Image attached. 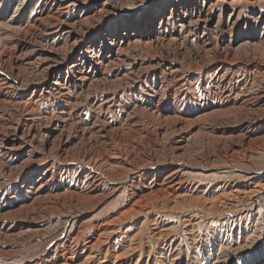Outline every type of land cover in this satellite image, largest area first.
<instances>
[{
	"label": "rangeland",
	"instance_id": "obj_1",
	"mask_svg": "<svg viewBox=\"0 0 264 264\" xmlns=\"http://www.w3.org/2000/svg\"><path fill=\"white\" fill-rule=\"evenodd\" d=\"M0 264H264V0H0Z\"/></svg>",
	"mask_w": 264,
	"mask_h": 264
},
{
	"label": "bare ground",
	"instance_id": "obj_2",
	"mask_svg": "<svg viewBox=\"0 0 264 264\" xmlns=\"http://www.w3.org/2000/svg\"><path fill=\"white\" fill-rule=\"evenodd\" d=\"M186 173H187V172H186ZM169 182H171V180H170ZM170 184H171L170 189H175V188H176L177 191L180 190V186H181V185H180L179 182H175V180H172V182H171ZM233 189H234V188H233ZM258 190H259V189H258ZM173 191H174V190H173ZM232 191H233V190H232ZM255 191H256V189H255ZM255 191H254V189H253V192H250V191L248 190L249 193H246L245 196L248 197V198H249L250 196H251V197H254V196H253V193H254ZM229 192H230V191H229ZM234 192H235V190L233 191V195H234ZM162 193H163L162 191H161L160 193H158L159 195L161 194V198H160V199H159V198H156V201L158 200V201L160 202V204L167 202V200H168V199L170 198V196H171V195H169V193H167V191H164V195H162ZM244 193H245V192H244ZM158 194L156 193V195H158ZM225 194H226V193H225ZM239 195H240V194H239ZM220 196H221V195H220ZM181 197H182V196H181ZM223 197H224V195H223ZM223 197H222V198H223ZM232 197H233V196H232ZM232 197H231V198H232ZM227 198H228V197H227ZM234 198H235V197H234ZM237 198H238V195H237ZM235 199H236V198H235ZM229 200H230V199H229ZM174 201H175V200H174ZM239 201H240V200H239ZM243 201H244V200H243ZM254 201H255V200H254ZM141 202H142V201H141ZM151 202H152V203H150V204L147 203V204H145V205H144V204H141L140 202H137V204H138V205H141V206H140L141 209H143V210H144V209H147V211H148V210H151V209H153V208H157V203H158V202H157V203L154 202V201H151ZM175 202H176V201H175ZM233 202H234V201H233ZM251 203H252V202H251ZM137 204H136V205H137ZM230 204H231V203H230ZM159 206H160V205H159ZM162 206H163V204H162ZM162 206H161V208H162ZM229 206H230V205H229ZM229 206H228V207H229ZM231 206H232V205H231ZM225 207H226V206H225ZM231 208H232V207H231ZM204 209H205V208H204ZM208 209H209V208H208ZM227 210H229V209H227ZM144 211H145V210H144ZM133 212H134V211H133ZM143 213H145V212H143ZM188 222H189L190 224L192 223V221H188ZM195 224H196V222H195ZM112 232H113V231H112ZM112 232H111V233H112ZM114 232H115V231H114ZM114 232H113V233H114ZM111 233H108V234L106 233V234H104V236H105V235L108 236V235L111 234ZM102 236H103V235H101V237H102ZM160 237H161V236H160ZM165 237H166V236H165ZM104 238H105V237H103V239H104ZM106 238H107V237H106ZM101 241H102V240H101ZM101 241H100V242H101ZM105 241H106V240H105ZM100 242H99V243H100ZM103 242H104V241H103ZM104 243H105V242H104ZM100 246H101V245H100ZM134 250H135V249H134ZM93 251H94V250H93ZM67 255H68V254H67ZM109 255H110V254H109ZM91 257H93V256H91ZM89 259H90V258H89ZM119 259H120V258H119ZM84 261H85V260H84ZM91 261H92V260H91ZM87 263H89V261H88ZM104 263H105V262H104Z\"/></svg>",
	"mask_w": 264,
	"mask_h": 264
}]
</instances>
